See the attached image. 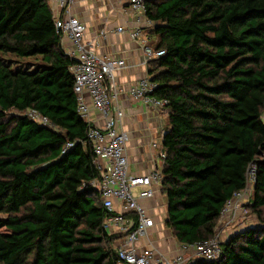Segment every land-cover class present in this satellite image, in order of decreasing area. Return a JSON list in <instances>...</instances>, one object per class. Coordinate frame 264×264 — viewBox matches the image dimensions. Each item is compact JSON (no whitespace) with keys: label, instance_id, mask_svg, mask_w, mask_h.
<instances>
[{"label":"trees","instance_id":"16d2710c","mask_svg":"<svg viewBox=\"0 0 264 264\" xmlns=\"http://www.w3.org/2000/svg\"><path fill=\"white\" fill-rule=\"evenodd\" d=\"M145 15L165 51L146 66L169 108L164 226L176 243L211 238L255 164L247 207L260 225L193 264H264V0H149ZM60 37L47 0H0V264L117 263ZM12 58L40 63L12 68Z\"/></svg>","mask_w":264,"mask_h":264},{"label":"built area","instance_id":"2783aa9c","mask_svg":"<svg viewBox=\"0 0 264 264\" xmlns=\"http://www.w3.org/2000/svg\"><path fill=\"white\" fill-rule=\"evenodd\" d=\"M147 1L127 0V7L123 11L133 15V25L116 28V33L126 35L140 47L146 63L165 54L163 49L157 50L149 43V30L153 22L145 15ZM47 2L58 10L54 24L61 42H69L65 53L73 61L70 72L73 75L76 112L88 124L86 139L94 155L95 168L100 173L99 178L91 184L107 213L102 228L106 232L111 230L110 235L115 233L117 236L110 243L117 255L116 264H193L200 259H216L224 232L231 229L238 215L246 213L244 206L249 201L248 192L255 182L256 165L250 164L247 169L245 188L235 192L224 204L211 238L177 243L172 257L166 252L162 253L154 246L151 234L156 227L164 230V209L156 201V195L161 190V169L155 167L144 174L133 173L126 155L128 135L123 129L124 113L117 104L120 88L116 81V73L127 67L126 62L123 58L100 55L95 41L86 39V25L72 13L75 0ZM103 34L100 32V35ZM156 87V83L144 77L128 86L127 95L131 101L141 102L148 110L161 112L167 107L168 101L153 96ZM85 94L91 100V109L85 102ZM92 110L97 112L99 125L91 122ZM22 114L40 125L56 128L36 110L28 109ZM72 145V142L67 141L65 148ZM151 146L153 150H160L158 158L162 166L165 158L162 146L159 148L156 143Z\"/></svg>","mask_w":264,"mask_h":264},{"label":"crops","instance_id":"0c3cea01","mask_svg":"<svg viewBox=\"0 0 264 264\" xmlns=\"http://www.w3.org/2000/svg\"><path fill=\"white\" fill-rule=\"evenodd\" d=\"M53 17L55 18L58 10L49 4ZM127 7V0H75L72 13L86 25V39L95 41L97 52L105 57L123 58L126 68L116 73L117 85L120 93L117 97V104L124 113L123 129L127 132L128 142L126 145V155L129 161L131 172L144 174L153 168L161 169V162L157 160L156 151L151 144L157 142L162 146L163 132L166 130V119L169 108L161 112L148 110L141 102H133L128 98V86L141 78L148 77L142 51L140 47L128 39L126 35L116 33L118 26L132 27L133 15L124 12ZM100 32H104L100 35ZM155 46L157 37L152 40ZM62 47L69 46L67 40L61 42ZM85 102L91 109L92 103L87 94ZM91 122L99 125L97 112L90 113ZM156 201L162 204L165 211V198L162 192L157 193ZM243 229V228H242ZM241 230V229H239ZM227 239L234 232L231 229L224 232ZM152 241L162 253H167L169 257L174 255L177 243L172 240L164 230L156 227L152 230ZM222 239L223 241L225 239ZM144 243V241H142Z\"/></svg>","mask_w":264,"mask_h":264},{"label":"rangeland","instance_id":"374dc122","mask_svg":"<svg viewBox=\"0 0 264 264\" xmlns=\"http://www.w3.org/2000/svg\"><path fill=\"white\" fill-rule=\"evenodd\" d=\"M155 37L156 36H154V35H150L149 36V39H150L149 43H150V45H152L151 39L154 40ZM12 62H14V63H12V68H19V69H26L27 68V66H26L27 64H29V65L31 64L29 66V68L32 69V67L35 64L40 63V62H38V60H34L32 58H25V59H20V60L13 59ZM69 70H70V67H69ZM10 114H17V112L10 111ZM154 143H156L159 146V148H160L161 144H159L157 142H154ZM155 151H156V154H157V157L156 158H157V160H159L158 155H159L160 150L156 149ZM251 199H252V187L250 188V191L248 192V200L249 201H247L246 205L244 206L246 208V213L245 214L242 213V214H240V215L237 216L236 220L233 222V225L231 226V231L232 232L235 233L236 231H239V229H242V228L259 226L260 225L258 219L256 218V216L253 213H251L250 208L247 207V204L251 201ZM162 216L165 217V211H162ZM165 231L168 234V236H170V238L172 240H174V238L172 237L171 231L168 230V229H166V227H165ZM107 232L110 235L111 230L108 229ZM113 234L115 235V233H113ZM223 238H224V236H222V239ZM114 245H115V243H113V246Z\"/></svg>","mask_w":264,"mask_h":264}]
</instances>
